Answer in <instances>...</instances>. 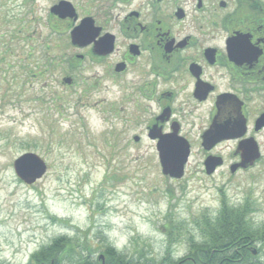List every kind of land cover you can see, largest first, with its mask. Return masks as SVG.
Masks as SVG:
<instances>
[{
	"label": "rangeland",
	"instance_id": "obj_1",
	"mask_svg": "<svg viewBox=\"0 0 264 264\" xmlns=\"http://www.w3.org/2000/svg\"><path fill=\"white\" fill-rule=\"evenodd\" d=\"M34 5L0 0V264H27L53 239L81 244L84 235L95 257L109 243L119 253L159 260L168 246L166 221L181 233L172 252L181 245L188 250L185 238L196 234L194 220L215 216L221 190L231 206L254 203L252 220L264 231V154L249 171L207 176L195 146L182 179L162 176L154 144L131 141L143 126L111 118L112 107H91L115 100L112 92L92 88L100 69L78 59L68 36L50 33L39 21L43 1ZM68 77L71 86L62 83ZM119 108L134 114L138 107ZM25 153L47 166L31 186L12 169Z\"/></svg>",
	"mask_w": 264,
	"mask_h": 264
},
{
	"label": "flooded vegetation",
	"instance_id": "obj_2",
	"mask_svg": "<svg viewBox=\"0 0 264 264\" xmlns=\"http://www.w3.org/2000/svg\"><path fill=\"white\" fill-rule=\"evenodd\" d=\"M40 1L39 21L50 33L70 40L81 27V40L89 30V42L73 48L100 69L93 90L115 99L91 107H112L111 118L143 126L133 143L145 138L156 147L172 138L189 146L190 157L198 146L203 170L207 158H218L215 172L231 176L261 161L264 0ZM253 149L260 158L249 166Z\"/></svg>",
	"mask_w": 264,
	"mask_h": 264
},
{
	"label": "trees",
	"instance_id": "obj_3",
	"mask_svg": "<svg viewBox=\"0 0 264 264\" xmlns=\"http://www.w3.org/2000/svg\"><path fill=\"white\" fill-rule=\"evenodd\" d=\"M225 196L221 190L222 203L217 215L202 214L194 220L196 234L189 233L185 238L188 254L184 258L175 259L171 249L181 236L176 233L180 229L173 221H166L163 229L168 246L159 260L145 261L141 256L119 253L109 243H105L104 250L95 257L96 249L84 235L81 244L66 236L53 239L33 253L27 264H264V231L252 220L251 215L256 210L254 203L244 200L234 207ZM256 245L259 247L255 249Z\"/></svg>",
	"mask_w": 264,
	"mask_h": 264
},
{
	"label": "water",
	"instance_id": "obj_4",
	"mask_svg": "<svg viewBox=\"0 0 264 264\" xmlns=\"http://www.w3.org/2000/svg\"><path fill=\"white\" fill-rule=\"evenodd\" d=\"M68 17L74 16V11L71 6H68ZM81 27L74 28L70 33V41L73 46H78L83 42H89V30H84V36L80 40ZM87 35V36H85ZM91 39V37H90ZM70 78H65L63 83L69 85ZM155 139V138H153ZM157 158L160 166L162 176L168 177L172 180H180L184 176L185 166L188 163L190 150L186 143L178 142L170 139H159L156 144ZM260 158L258 151L253 149L248 157L249 166ZM220 159L209 157L204 163V170L207 176L215 172V168L220 165ZM12 169L16 178L27 186H31L40 181L47 172V166L44 161L33 153H25L15 159L12 163ZM234 172V170H232ZM102 258V257H100Z\"/></svg>",
	"mask_w": 264,
	"mask_h": 264
},
{
	"label": "clouds",
	"instance_id": "obj_5",
	"mask_svg": "<svg viewBox=\"0 0 264 264\" xmlns=\"http://www.w3.org/2000/svg\"><path fill=\"white\" fill-rule=\"evenodd\" d=\"M123 242L124 241L122 240L120 243H123ZM178 247L180 248V250L178 252L174 253L177 257L184 255L186 253V251H187L186 247H184L182 245L178 246Z\"/></svg>",
	"mask_w": 264,
	"mask_h": 264
}]
</instances>
